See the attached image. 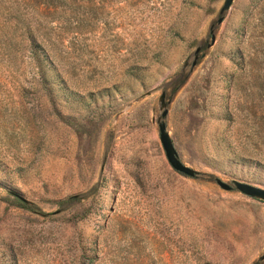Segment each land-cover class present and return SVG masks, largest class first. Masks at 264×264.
<instances>
[{"label": "rangeland", "instance_id": "rangeland-1", "mask_svg": "<svg viewBox=\"0 0 264 264\" xmlns=\"http://www.w3.org/2000/svg\"><path fill=\"white\" fill-rule=\"evenodd\" d=\"M222 1L0 0V264H264L214 183L264 188V0Z\"/></svg>", "mask_w": 264, "mask_h": 264}, {"label": "water", "instance_id": "water-1", "mask_svg": "<svg viewBox=\"0 0 264 264\" xmlns=\"http://www.w3.org/2000/svg\"><path fill=\"white\" fill-rule=\"evenodd\" d=\"M232 0H223L222 1V5L220 8V12H223L225 10L228 9L230 3ZM221 21V18H219L217 20V22L219 23ZM212 39V37H211ZM197 51V50H196ZM159 103H160V107L161 109L164 107V103H163V94L161 93L159 96ZM166 115V110L162 109L160 112L159 117L156 120V124H157V134H158V140L159 143L161 145V148L163 150L165 159L167 161V163L169 164V166L177 173L186 176V177H194L197 174V171H195L194 169L185 166L177 157L176 151L173 147L172 141L165 129V124L163 122V118ZM214 183L222 190L224 191H230V190H236L237 192H239L240 194L252 198V199H256V200H260L264 202V188L258 187V186H254V185H250L248 183H244V182H240L237 180H232L230 183H226L221 181L218 178L214 179ZM15 196L17 198H19L22 201H25L23 198H21L20 196L16 195ZM264 259V253L259 257V260H263Z\"/></svg>", "mask_w": 264, "mask_h": 264}]
</instances>
